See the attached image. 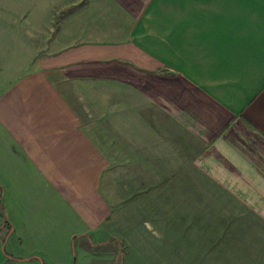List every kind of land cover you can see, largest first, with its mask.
<instances>
[{
	"label": "crops",
	"instance_id": "0c3cea01",
	"mask_svg": "<svg viewBox=\"0 0 264 264\" xmlns=\"http://www.w3.org/2000/svg\"><path fill=\"white\" fill-rule=\"evenodd\" d=\"M0 34L3 64L28 49L0 90V264H72L120 160H189L264 223V0H0Z\"/></svg>",
	"mask_w": 264,
	"mask_h": 264
},
{
	"label": "rangeland",
	"instance_id": "374dc122",
	"mask_svg": "<svg viewBox=\"0 0 264 264\" xmlns=\"http://www.w3.org/2000/svg\"><path fill=\"white\" fill-rule=\"evenodd\" d=\"M64 13L56 14V29ZM5 37L0 34V90L11 75L28 67L24 65L25 46L22 63L3 64ZM23 37L29 42L26 34ZM14 42L19 50L20 43ZM99 101L107 105L102 104L104 99ZM101 116L110 121V115ZM113 164L118 167L108 169L102 185L112 213L100 231L91 233L88 240L75 241L72 264H264L260 217L193 168L189 160ZM8 232L5 227L0 236ZM7 247L14 251L12 244ZM32 259L55 262L42 255ZM35 261L10 264H39Z\"/></svg>",
	"mask_w": 264,
	"mask_h": 264
},
{
	"label": "trees",
	"instance_id": "16d2710c",
	"mask_svg": "<svg viewBox=\"0 0 264 264\" xmlns=\"http://www.w3.org/2000/svg\"><path fill=\"white\" fill-rule=\"evenodd\" d=\"M8 256H9V257H12V256H10L9 254H8Z\"/></svg>",
	"mask_w": 264,
	"mask_h": 264
}]
</instances>
